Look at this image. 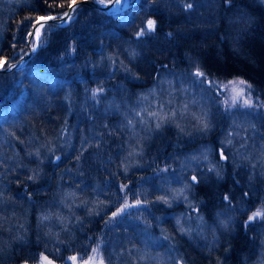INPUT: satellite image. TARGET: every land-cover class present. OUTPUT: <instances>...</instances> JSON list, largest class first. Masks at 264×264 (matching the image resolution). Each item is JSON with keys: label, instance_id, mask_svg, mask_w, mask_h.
Returning a JSON list of instances; mask_svg holds the SVG:
<instances>
[{"label": "trees", "instance_id": "16d2710c", "mask_svg": "<svg viewBox=\"0 0 264 264\" xmlns=\"http://www.w3.org/2000/svg\"><path fill=\"white\" fill-rule=\"evenodd\" d=\"M69 3L0 0V59L4 67L16 64L0 71V240L10 243L0 251V264H32L44 255L68 264L67 257L100 240L104 254L106 247L112 252L106 264H115L112 241L119 220L126 218L135 231H157L166 220L175 223L193 213L209 219L216 210L231 215L240 235L222 261L210 240L198 243L189 249L191 264H255L262 257L264 225V213L250 219L264 212V0H138L119 13L82 4L67 23H45L37 50L16 63L29 48L33 24L59 16ZM148 21L153 29L138 35ZM165 70L190 74L215 98V134L189 138V147L210 150V163L192 169V183L191 172L184 175L193 187L190 203L179 199L173 205L171 197L163 201L147 191L154 160L183 143L174 139L158 147L146 169L125 173L115 158L118 114L102 109L112 95L133 100ZM37 117L42 126L58 120L59 142L65 144L40 147L38 128L21 129L25 119ZM90 139L93 145L84 147ZM160 172L176 176L177 170L158 169L152 177ZM70 191L80 201L92 192L99 198L97 210L87 214L80 204L73 215L62 203L64 217L46 227L44 215ZM122 194L130 202L121 209ZM206 198L210 207H204Z\"/></svg>", "mask_w": 264, "mask_h": 264}, {"label": "rangeland", "instance_id": "374dc122", "mask_svg": "<svg viewBox=\"0 0 264 264\" xmlns=\"http://www.w3.org/2000/svg\"><path fill=\"white\" fill-rule=\"evenodd\" d=\"M137 1L123 0L118 5L111 7L110 10L119 13L123 8ZM35 38L36 36L33 34L31 41ZM107 98L102 109L103 111L111 112L110 115L113 112L118 114L116 122L119 130H121L119 134L121 140L119 141L120 148L117 149L115 155L120 170L125 173H133L136 170L146 169L149 166L151 155H157L158 147L162 146L164 148L168 143H172L174 139H178L183 143V146L179 148L177 145H171L168 148L170 150H166L168 151L167 155L154 160L155 165L148 169L154 173L158 169L169 170V168L174 169L176 166V176L160 172L158 175H154L155 178H153L152 172H150L146 181L147 183L150 182L147 191L150 194H159L160 200L163 201L171 197L172 200L170 199L169 202H172L173 205L179 199L190 203L192 200L189 194L193 188L190 181L193 173L191 171L198 168L202 162L210 163L207 157L210 150H208L207 146H202V144H197V148L189 147V138L192 136L200 140L202 136L211 138L215 134L213 126L216 117L215 98L206 89L205 84L188 73H173L165 70L153 83L148 85L143 91L138 92L133 100L129 96L119 97L112 95ZM91 111L93 114L97 113L93 108ZM39 118L37 117V119L33 120L30 118L25 119L20 124L21 129L26 133L32 128H38L41 133V141L40 139L38 141L40 147L49 148V146L59 147L64 145L65 141L59 142L58 120L51 121L48 126H42L37 122V120H41ZM237 133H240V128H238ZM88 142L84 144V147L89 144L90 146L93 145L91 139ZM103 144L107 146L108 142L104 141ZM161 152L163 154L164 150ZM173 162L177 164L174 166ZM261 164L264 167V161ZM186 173H190L188 180L191 183L184 177ZM205 176L203 175L201 178H205ZM153 179H156V181ZM206 186H204L203 190L205 192H207ZM118 189L120 192L124 190V188ZM123 195L125 194H122L121 197ZM77 196L75 191L66 192L62 200L56 202L51 207V210L44 215V225L47 227L52 221H60L64 217V213H61L59 208L62 203H65V206L71 210L70 212L73 215H77L80 204L85 209V213H95L97 210L95 205L97 203L98 206L99 199L97 196L93 195L92 192H84V197L81 201L77 200ZM121 199L122 202H119V205L122 209L126 199L128 202L130 201L129 197H122ZM99 202L101 201L99 200ZM205 202L207 204L206 206L203 204V206L210 207L209 202L211 201L208 198L205 199ZM103 205L104 202L102 203ZM117 208L115 213L119 210ZM239 209L242 210V208ZM257 213H260V215H256ZM263 213L262 210H257L251 218L258 219ZM208 216L209 219L204 215L198 216L193 213L191 216L182 217L180 221L177 220L175 223L170 224V221L166 220L165 224L161 223V228L157 227V231L151 227L149 231L143 230L144 232L138 230V227L134 228L136 231L133 230L128 225L130 222H127L126 218L122 219L124 221L119 220L118 222L122 224L120 225L117 222L119 227L115 228L112 241V246L115 249V264H191L193 256L189 255V249H194V246L198 247L200 245L198 243L203 244L208 242V240L211 241V245L215 248L214 255L216 259L218 261L224 260V257L229 256L228 248L232 238L237 240L240 235L236 230L238 225L231 220V215L229 216L227 212L216 210L212 217L211 215ZM147 218H149V223L155 225V218L150 213H148ZM27 226L28 223L26 222ZM259 228H262L260 243L263 249L260 252L263 258L259 257V261L256 259L252 263L264 264V225ZM62 236L63 233H56V237L61 238ZM242 242H244L243 238H241ZM9 246L8 240H0V251ZM87 246L82 247L83 253L78 250L80 253L75 252L73 256L67 257L68 264L107 263L108 256L106 254L112 252L106 247V253L104 254L105 249L102 248L101 240L100 242H90L91 252L89 249L85 250ZM88 251L90 254H88ZM207 253L209 252L207 251ZM121 256H124L125 260L121 259ZM83 257H86V259L83 260ZM32 264L61 263L55 260L52 261L44 255Z\"/></svg>", "mask_w": 264, "mask_h": 264}, {"label": "water", "instance_id": "95a60500", "mask_svg": "<svg viewBox=\"0 0 264 264\" xmlns=\"http://www.w3.org/2000/svg\"><path fill=\"white\" fill-rule=\"evenodd\" d=\"M89 4L95 8H100L102 10H106L108 11V9H110L111 7H113L114 5H118L120 2L119 0H109L108 2L106 1H103V2H100V0H76V3H75V9L73 10L72 8L68 7L65 12H63L62 14H60V16L58 17H54V19H50V20H37L35 23H34V28H38L39 29V33L40 34V31L41 29L44 27L45 23L46 22H49V21H52V22H58L60 24H65L66 21H68L71 17H73L76 12L75 10L82 4ZM33 33V32H32ZM32 36V34H31ZM40 35H38L37 37V40L35 41L34 44H31L30 42V39H29V43H28V47L29 49L23 54V56L21 57L20 60H18V62H23L25 60L28 59V57L30 55H32L38 48V41L40 39L39 37ZM13 68V67H12ZM2 70H9L8 67H3V68H0V71ZM194 177V175L192 176Z\"/></svg>", "mask_w": 264, "mask_h": 264}, {"label": "snow or ice", "instance_id": "6c2138e0", "mask_svg": "<svg viewBox=\"0 0 264 264\" xmlns=\"http://www.w3.org/2000/svg\"><path fill=\"white\" fill-rule=\"evenodd\" d=\"M100 2H103V0H100ZM75 3H76V0H70V3H69L68 6L74 10L75 9ZM61 6H63V5H61ZM187 7L191 8L192 5L188 4ZM39 19L40 20H50V19H54V17H51V16H49V17H41ZM153 27H154V22L153 21H148V24H147L146 28L141 29L140 32L138 33V35H142L145 31H149V30L153 29ZM5 62H6L5 60L0 59V68H3V65L5 64ZM196 75H200V74L197 73ZM193 179H195V177H193ZM256 215H260V213H257ZM250 219H252V218L250 217Z\"/></svg>", "mask_w": 264, "mask_h": 264}, {"label": "bare ground", "instance_id": "6f19581e", "mask_svg": "<svg viewBox=\"0 0 264 264\" xmlns=\"http://www.w3.org/2000/svg\"><path fill=\"white\" fill-rule=\"evenodd\" d=\"M122 1H123V0H119V2H122ZM76 10H77V9H76ZM76 10H75V12H76ZM38 33H39V29L36 28V29L34 30L33 34H35V36H37Z\"/></svg>", "mask_w": 264, "mask_h": 264}]
</instances>
